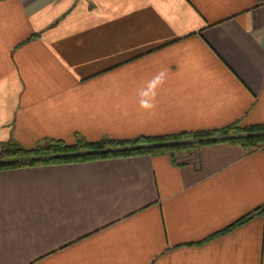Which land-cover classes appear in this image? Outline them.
<instances>
[{
    "label": "crops",
    "instance_id": "0c3cea01",
    "mask_svg": "<svg viewBox=\"0 0 264 264\" xmlns=\"http://www.w3.org/2000/svg\"><path fill=\"white\" fill-rule=\"evenodd\" d=\"M264 123V0H0V146ZM264 146L0 171V264H264Z\"/></svg>",
    "mask_w": 264,
    "mask_h": 264
},
{
    "label": "trees",
    "instance_id": "16d2710c",
    "mask_svg": "<svg viewBox=\"0 0 264 264\" xmlns=\"http://www.w3.org/2000/svg\"><path fill=\"white\" fill-rule=\"evenodd\" d=\"M219 141H228L246 149L264 146V123L243 126L235 122L219 129L139 136L127 140L103 138L98 141H87L78 136L73 144H66L61 140L52 139L38 143L33 149H25L16 143H3L0 146V171L46 165L85 163L139 155L174 154L178 151H188L203 144ZM263 214L264 205L257 207L227 227L210 235L205 241L226 234L253 217Z\"/></svg>",
    "mask_w": 264,
    "mask_h": 264
}]
</instances>
